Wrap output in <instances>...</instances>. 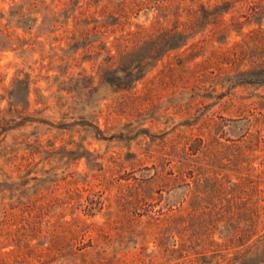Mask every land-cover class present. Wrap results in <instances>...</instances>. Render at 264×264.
Here are the masks:
<instances>
[{"label": "rangeland", "instance_id": "obj_1", "mask_svg": "<svg viewBox=\"0 0 264 264\" xmlns=\"http://www.w3.org/2000/svg\"><path fill=\"white\" fill-rule=\"evenodd\" d=\"M107 1L96 0L92 10ZM200 1L230 5L223 12L229 24L224 46L264 27V0ZM53 6V0H0V30L11 33L9 38L0 31V216L20 214L31 203L42 219L30 243L44 247L51 233L66 235L59 243L73 252L49 264H264V141L247 162L236 157L243 138L264 134V80L235 86L208 81L194 93L187 78L176 75L185 68L164 75L168 64L179 65L178 55L187 54L179 48L136 86L119 88L102 77L107 51L90 55L65 35L72 18L61 25L62 15L57 30L44 29ZM22 12L27 23L18 22ZM158 16L164 18L158 9L134 11L131 23L108 39ZM18 77L30 80L29 105L10 103ZM199 146L209 147L220 173L176 178L172 165L177 168L186 153L195 157ZM222 183L224 191H244L248 203L228 204L230 193L202 214L194 189L207 195ZM256 203L262 206L259 217ZM77 218L97 223L81 242L60 224ZM11 228L0 227L2 251L13 247L4 239Z\"/></svg>", "mask_w": 264, "mask_h": 264}, {"label": "trees", "instance_id": "obj_2", "mask_svg": "<svg viewBox=\"0 0 264 264\" xmlns=\"http://www.w3.org/2000/svg\"><path fill=\"white\" fill-rule=\"evenodd\" d=\"M53 2L54 6L50 7L44 17V29L51 32L50 27H53L57 30V24H60L62 15L64 20L61 25L64 23L69 25L72 18L73 27L69 29V26H66L63 30L65 35L74 41L73 46L79 44L76 47H82L84 52L90 55L107 51L106 66L103 68L102 77L111 85L119 88L129 89L136 86V83L144 78L165 55L179 48H184L183 50L187 54L185 56L178 55L177 58L181 59L179 65L168 64L164 75L166 72H174L178 66L185 68L183 72H177L176 75L182 80L187 78L186 82L192 84L194 93L199 92L204 87L202 85L208 81H210V86L218 83L223 85L229 83L235 86V84H251L264 80V27L253 29L249 39L242 43L236 42L234 45L224 46L229 24L226 23L223 12L230 5L223 6L224 3H222L210 6L200 0H190L189 2L187 0H108L100 8L92 10V7H98L96 0H53ZM32 4L37 5L34 2ZM142 8L158 9L164 18L161 19L158 16L151 24L137 23L135 28L128 29L112 40L108 39L118 27L125 29L126 25L131 23L129 20L131 14ZM20 19L18 22L22 23H27L30 20L26 12L21 13ZM169 20L171 23H168ZM29 28H32V25ZM7 30L1 29L0 31L6 37L11 38V33ZM198 32H201L202 36L192 40ZM105 35L107 36L105 37ZM221 36L223 39H220ZM207 51L204 59L194 60L199 54ZM189 61L194 62L191 66L193 68L190 70L187 69L190 67ZM245 64H251V66L242 68V65ZM163 71L162 69L160 73ZM30 92V80L26 77H18L13 88L9 91L10 97L13 99L10 101L11 105L14 106V103L23 101L29 105ZM263 136L262 133L253 134L249 138H243L237 144L238 162H247L254 157L252 153L262 145ZM195 153H197L195 157L187 153L182 156L177 168L172 165L171 172L175 174L176 178L186 179V176L189 175L195 179L202 177L211 179L220 173L215 169V158L211 156L208 146H199ZM236 169L242 171L241 168ZM223 187V183L222 186L217 184L207 195H201V188L196 186L194 189V192H197L196 207L202 210V214H209L203 207L218 206L220 203L216 202V199L221 198L223 201L228 194L232 193L224 191ZM224 189L226 188L224 187ZM243 193L244 191L238 194L232 193L233 195L226 199L228 204L237 206L248 203L244 199L246 195H242ZM256 205L254 212L259 217L262 206L259 203ZM93 207L89 205L86 208L91 215L94 213L92 212ZM34 209V205L26 203L20 214L10 211L0 216L1 229L8 225L13 228L5 229L4 239L9 241L13 247L4 251L0 249V254H3L0 256V264H49V261L55 257L73 252L65 250V247L59 243L60 238L67 236L57 233L50 234V242L44 247L30 243L32 232L35 231L42 219V215L33 212ZM212 214L210 211V215ZM200 219L205 220L206 218L200 217ZM60 222L71 229L72 239L79 237V242L83 241L82 235L90 229L91 225L97 224L79 218ZM3 246L5 245L1 243L0 248ZM78 247L82 248L83 245ZM52 252L54 254L49 255ZM45 254L48 255L46 258H44ZM36 255L39 256L40 262L32 263L31 258Z\"/></svg>", "mask_w": 264, "mask_h": 264}]
</instances>
